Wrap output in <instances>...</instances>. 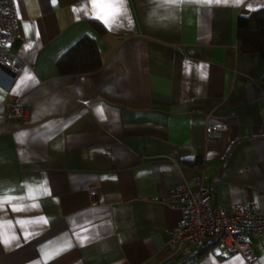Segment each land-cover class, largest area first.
Here are the masks:
<instances>
[{"label": "crops", "instance_id": "0c3cea01", "mask_svg": "<svg viewBox=\"0 0 264 264\" xmlns=\"http://www.w3.org/2000/svg\"><path fill=\"white\" fill-rule=\"evenodd\" d=\"M14 2L19 34L5 48L19 71L0 69V198L26 207L0 208V233L17 237L0 243V264H264V236L250 239L251 260L220 246L173 252L183 213L166 203L173 187L202 183L215 206L264 214V62L238 40L239 18L264 0H123L111 26L92 0ZM84 35L102 68L61 75L58 59ZM16 104L28 120L8 118Z\"/></svg>", "mask_w": 264, "mask_h": 264}, {"label": "built area", "instance_id": "2783aa9c", "mask_svg": "<svg viewBox=\"0 0 264 264\" xmlns=\"http://www.w3.org/2000/svg\"><path fill=\"white\" fill-rule=\"evenodd\" d=\"M18 14L14 0H0V69L17 76L19 69L6 44H14L18 38ZM11 120L26 121L29 112L16 104L8 112ZM218 125L206 129L208 140L214 141ZM93 204H98L97 192L84 187ZM166 203L182 210V219L169 231L168 247L175 253L189 248L200 253L214 246L223 247L228 253H240L247 260L253 257L252 237L264 236V214L251 206L214 205L209 190L201 183L198 192L186 185L173 187Z\"/></svg>", "mask_w": 264, "mask_h": 264}, {"label": "trees", "instance_id": "16d2710c", "mask_svg": "<svg viewBox=\"0 0 264 264\" xmlns=\"http://www.w3.org/2000/svg\"><path fill=\"white\" fill-rule=\"evenodd\" d=\"M90 24L98 34H106V29L100 22L90 20ZM238 40L243 53L257 54L264 62V7L239 18ZM56 66L61 75L71 76L97 72L102 68L103 62L96 41L91 36L84 35L62 54ZM262 81L264 83V75ZM204 252L206 250H201L199 254Z\"/></svg>", "mask_w": 264, "mask_h": 264}, {"label": "snow or ice", "instance_id": "6c2138e0", "mask_svg": "<svg viewBox=\"0 0 264 264\" xmlns=\"http://www.w3.org/2000/svg\"><path fill=\"white\" fill-rule=\"evenodd\" d=\"M163 2L178 4L182 2V0H163ZM217 2H219V0H217ZM92 4H93V10L98 12L96 18L102 19L103 22L108 26H111V24L115 23L116 18L118 16L126 14V9L123 7V0H92ZM29 47H31V45H29ZM31 79H33V77L26 74L25 80H31ZM28 193L29 194L27 198L35 199V192L31 187H29ZM14 199L23 200L25 199V197H10V196L2 197L0 198V208H2L5 203H8L11 204L13 211H24L26 206L23 204H12V200ZM32 207H36V205L33 204ZM40 222L46 223V221H44L43 218L36 221V223H40ZM20 223L23 226L25 222L21 221ZM14 239H17V237L15 236L8 237L6 233H0V243L8 245L11 243V240Z\"/></svg>", "mask_w": 264, "mask_h": 264}]
</instances>
